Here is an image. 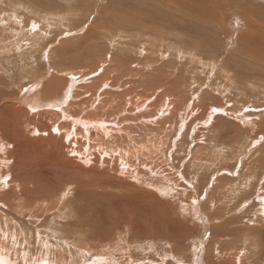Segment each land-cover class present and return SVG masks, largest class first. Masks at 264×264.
Listing matches in <instances>:
<instances>
[{"label": "rangeland", "instance_id": "rangeland-1", "mask_svg": "<svg viewBox=\"0 0 264 264\" xmlns=\"http://www.w3.org/2000/svg\"><path fill=\"white\" fill-rule=\"evenodd\" d=\"M0 1V8L6 9L0 14V101L19 98L21 90L47 73L48 63L68 68L64 56L57 60L52 52L72 45L81 47L75 57L82 65L73 66L82 67L77 79H106L108 70L120 82L125 75H137L133 79L141 84L132 92L151 100L145 104L149 108L144 101L136 105L135 96L125 101L127 93L111 88L109 78L104 81L108 85L98 89L120 104L109 121L105 119L109 136L99 137V145L94 142V155L118 157L119 151L103 145L120 141L119 146L129 150L126 162L145 174L142 183L130 180L133 187L116 186L120 179L115 183L112 177L100 185L88 172L81 173L85 188L79 189L73 180L63 182L54 174L59 170L55 164L36 172L28 160L0 159V174L8 172L5 184L16 174L20 180L25 175L24 180L36 178L39 185L51 186L48 193L19 195L20 188L2 189L0 264L41 259L45 264H108L112 258L128 264H195L205 248L212 258L207 264H226L231 255L242 264H264V0H15V6ZM205 4L204 10L197 9ZM147 7L155 8L153 21L159 18L158 24L136 22L141 13L150 12ZM189 8L197 12L191 21L181 18ZM203 13L209 15L205 21L199 19ZM91 23L100 24L95 26L98 32L120 31L112 33L111 40L86 42L81 33ZM97 99L86 112H111L102 108L108 98ZM84 116L76 114L78 122ZM42 176L45 182L40 183ZM162 178L169 182L166 186ZM156 180L163 188H157ZM199 212L208 215L209 222ZM224 221L228 231L222 228ZM154 227L162 232H145ZM119 241L128 248L113 255L112 245ZM96 243L112 255H98L102 250H92ZM141 257L147 260L137 263Z\"/></svg>", "mask_w": 264, "mask_h": 264}, {"label": "bare ground", "instance_id": "bare-ground-1", "mask_svg": "<svg viewBox=\"0 0 264 264\" xmlns=\"http://www.w3.org/2000/svg\"><path fill=\"white\" fill-rule=\"evenodd\" d=\"M7 3H11L15 6V0H8ZM31 3H33V2H31ZM170 5H173L174 7H176L174 5V2H170ZM207 5H208V3H207ZM168 6H169L168 4H165L163 7L168 9ZM194 8H189L187 12H185L183 15H181V18L184 20H187V21H191L194 18H197V16L195 15L197 12H195ZM202 8L204 10L206 8V4L204 5V7L201 6V7H198L197 9H202ZM147 9H149V7H147ZM39 10L41 11V9H39ZM49 10H48V12H49ZM5 11H6V9L0 8V14H2ZM149 11H150L149 13H141V16L140 17L138 16L136 18V22L142 23L143 20H147L151 23H157L158 24L159 18L157 21H153V19L155 18V8H150ZM135 14H137V12ZM206 15L207 14L203 13L199 19L205 21L209 17V15L208 16H206ZM45 18H47V16ZM44 20H46V19H44ZM22 22H25V21H22ZM98 25H100V24L91 23V27L89 28V30L84 32V33H81L82 40H84L86 42L94 40L96 42V40L98 38L102 39V38H106V37L111 40L112 37L110 38V36L112 35V33H116V32L120 31L119 28H117V29L113 28L112 31L107 29V30H104V32H101V30L98 32L95 29V26H98ZM151 29H152V27H151ZM109 39H106V40H109ZM63 43H64V41H63ZM66 44L67 43H65V45ZM43 45H44V43L42 44V49L44 51H46V49L48 48L47 42H45L44 47H43ZM263 45H264V43H263ZM99 46H101V45H99ZM79 48L81 49V47L79 45H72V46L65 47V48L62 47L60 50L53 51L52 54L54 56L55 55L57 56L56 57L57 60H60L58 57H60L62 59L64 56L63 60H65V62L68 63V66H67L68 68H60V67L57 68V67L50 66L48 63L44 69L45 71H47V73L44 75H41V76L38 75V79L33 84H31L30 88H27L25 90H21L19 98H13V99L3 98L0 101V159L4 163H13L14 158H15L16 162H18V160H20L22 163H25L26 160H28V162L26 163L27 166L31 167L36 172H39V169H41V168L51 167L52 164H55V167L59 170H58V172H55L54 174H56L57 176L60 175V179L63 182H67L68 180H71V181L73 180V182H75L77 184V187L79 189L85 188L83 186V184H85V183L83 181H81L80 177L82 176V174H85L88 172H89V174H91L92 177L96 178L97 184H100V185L104 184L106 182H109L105 178H111V177L113 178V181L115 183H116L117 179H120L119 182L115 184L116 186L118 184H125L124 186H128V185L132 186L133 183L130 182V180L131 181L135 180L138 183H142L143 181H145L143 179V175H145V174L141 173L138 170V168L133 167L131 165V163L126 162L127 156L129 155V150L126 148H124V149L121 148L119 146L120 141L119 142L110 141L109 143H105L103 145L104 148H107L108 150L115 149L116 151H119L120 155L118 157L112 156V157H110L109 160H105L102 157H100L99 155H94V151L96 148V146L94 145V142L99 145V141H98L99 137H108L109 136L108 135L109 131L105 129V122H106L105 119H107V121H109V119L112 116L113 109L120 104L117 101L118 98H116L113 95H110V94L108 95V94L104 93V91L102 89H101V92H99L98 89L101 88L100 85H108V84L111 88L122 89L124 93H127L126 96L124 97L125 101H129L130 95L135 96L136 97V105H138V103L144 101L143 104H144L145 108L150 107V106L145 105V104L151 100L147 99V98L146 99H142V98L140 99L137 97V95H135V93L132 92V91H135V87H138L141 84V82L139 80L133 79L134 76L138 77L137 75H134V76H131V75L126 76L125 75L123 77V81L120 82L119 81L120 77L117 76V78H116V76L114 75V72L112 70H108L109 73H111L108 75V78L113 80L112 83H108V84L104 82L105 80H108V78L105 79L104 76H101L99 78H95L93 80L91 79L90 81H88V78H89L88 76H85L84 78H81V79L80 78L77 79L76 76L78 77L79 75H81L79 69H81L82 67L80 66L78 69V68L73 67V66L82 65L78 60H76V57H75V54L77 52H79ZM263 49H264V47H263ZM68 50H70L71 52H67ZM260 54L264 55V51L260 52ZM249 56H250V54H249ZM41 58H44V57L41 56ZM262 60H264V57L262 58ZM114 61H115V59H114ZM111 62H112V66H111V68H112L115 65V63L113 61H111ZM76 69H78V70H76ZM44 70L38 71L37 74L43 73ZM90 70H91V68H90ZM89 71H87V72H89ZM90 73H92V72H90ZM83 79H85V80H83ZM127 79H129V84L127 83ZM80 81H82V83H86V82H92V83L90 85L82 84V86H79V85L76 86V84ZM84 81H86V82H84ZM79 89H80V92L78 93V95H75ZM95 98L96 99L98 98L97 101H99V102L108 98V102H107L106 106H104L102 108L107 107L110 109L111 112L108 113L107 111H105V109H103V110H101V114L99 116L95 115L94 112H92V113L86 112V108H90L93 105V103H94L93 100ZM161 108H162V106L160 107V109ZM76 114L86 115V116L83 117L84 120H80L78 122V118L76 117ZM92 118H98L99 120L98 121H90V120H92ZM76 125H79L80 129L77 128ZM108 128L114 129L113 127H110V126ZM120 134L123 136V131H120ZM92 138H95V141H93ZM139 145H141L142 147H145V145L143 143H140ZM40 162H42V163L40 164ZM168 165L169 164H167V166ZM12 166H13V164H12ZM25 167L26 166L23 165L20 167V169H23ZM162 168L163 167H161V169ZM111 169L115 171V173L118 175L117 177L115 176L114 171H110ZM172 169H171V171H172ZM157 172H156V175H157ZM7 175H8L7 171H3L0 174V193H1L2 189L4 187H6V185H7L6 188L7 189L11 188L13 190V192H14L15 187L20 188V191L16 192L17 195H19L20 192H24V191H41V190H43L44 192L48 193L49 190H51L50 184L39 185L37 183L36 178L34 179L33 182H30L29 179L24 180L25 175H23L22 179L20 180V179H18L16 174H13L12 178H11V182H10L11 184L10 185H9V183L5 184ZM86 175H84V176H86ZM170 175H171V172H170ZM172 175L175 176V174H172ZM30 178H34V176L31 175ZM162 180H164V179L162 178ZM165 180H166V182H165ZM165 180L163 181L164 185H165V183H169V182H167V179H165ZM128 181L131 184H128ZM39 182L40 183L45 182V179L43 178V176L40 178ZM157 183H158V181L156 183L154 182L155 185H157ZM28 184H30V186H28ZM58 184H59V182H56V188L54 190H56L58 188ZM68 184H70V183H68ZM144 184H145V182H144ZM163 184H162V186H163ZM8 185H9V187H8ZM66 186H69V185H66ZM160 186L161 185H157V188ZM162 186L160 188H163ZM119 189H121V188H119ZM142 190L145 192L144 189H142ZM167 190L169 192L170 188L167 187ZM119 191H121V190H119ZM5 192H6V189L3 190L2 193H5ZM156 192L159 193L158 191H156ZM177 192H179V191H177ZM141 193L142 192H140L138 194H141ZM161 193L162 192L160 191L159 194H161ZM165 193L166 192H164L163 194H165ZM120 197H121V195L118 194V200H120L121 204L124 203L125 205H128V203H125L123 200H121ZM194 202H196V201H194ZM213 202H214V200H213ZM196 203L198 204V202H196ZM190 204L193 205V203H190ZM262 205L264 207V202H262ZM128 207H129V205H128ZM196 214H197V212H196ZM214 214L215 213H213L212 215H214ZM199 215H201V213ZM217 215L218 214H216V216ZM201 216L206 218V220L209 219V218H207L208 215H201ZM207 222H209V220ZM109 223L111 224L112 222H109ZM223 223L225 225L224 226L222 225L223 226L222 228L224 230L228 231L229 229L227 230V221H224ZM132 229L133 230L138 229L139 232L142 231L141 228L135 227L133 225H132ZM237 230H236V232H237ZM148 231L162 232L158 227L147 229V231H145V232L148 233ZM181 231H183V230H181ZM230 231L232 232V230H230ZM94 233H97L100 236L101 235L103 236V234H104L103 232H99V230H95ZM94 233H93V235H94ZM108 235H110V233ZM263 236H262V238H263ZM122 239L123 238L121 237V240ZM112 240H114V239H112ZM244 240H245V238H244ZM263 240H264V238H263ZM97 243H98V241H97ZM97 243H96V245H93L94 247L92 245H90L93 247L92 250L94 251L96 249L98 251L100 249L102 251H100L99 252L100 254H98V255H100L101 257H107L108 252H106L103 249V247L101 246L103 243L99 242V243H101V245L100 244L97 245ZM254 243H255V240H254ZM127 245H129V244L124 243V242H120V241L117 244L115 243V245H112V246H114L112 254L113 255L117 254L116 252L121 251L122 248L124 249L125 246H127ZM112 246H108L107 249L111 251ZM216 247H217L216 248V251H217V249H219V247L218 246H216ZM127 248H128V246H127ZM136 249H138V248H136ZM210 250H211V248H210ZM206 253L207 252H206V248H205L203 253L202 252L199 253L200 258H198L199 260L197 261V263L195 262V264H207L209 262H212V258L210 257V255H207ZM110 254H111V252H110ZM110 254H108V255L110 256ZM223 255L225 256V258L229 257V255L226 256L227 254H223ZM243 255H245V254L243 253ZM125 256H126V254H125ZM245 257H243V258H245ZM98 259L102 261V259L100 257ZM112 259L110 261L111 263H108V264H128V262H125L121 259L119 260V258L118 259L112 258ZM150 259L152 261L156 260L152 257ZM136 260H138L137 263H139V260L143 261V260H147V258L141 257V258H138ZM240 260H242V259H240ZM245 260H246V258H245ZM237 261H238L237 256L231 255V259H228L226 264H240L241 263V261H238V263H237ZM259 261H260V259H259ZM46 262H47L46 259H41L38 262L26 263V264H45ZM216 263L217 264H224V263L219 262V261L215 262V264ZM12 264H16V262L12 261ZM51 264H60V263L51 262ZM95 264H102V263H95ZM133 264H135V263H133ZM156 264H164V263H162V261H160V263H156Z\"/></svg>", "mask_w": 264, "mask_h": 264}, {"label": "snow or ice", "instance_id": "snow-or-ice-1", "mask_svg": "<svg viewBox=\"0 0 264 264\" xmlns=\"http://www.w3.org/2000/svg\"><path fill=\"white\" fill-rule=\"evenodd\" d=\"M212 111H213V112H218L219 109H217V108H213Z\"/></svg>", "mask_w": 264, "mask_h": 264}]
</instances>
